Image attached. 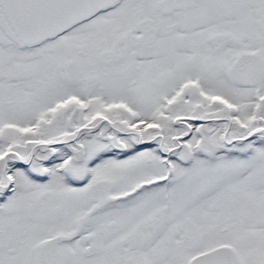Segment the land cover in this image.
<instances>
[{
  "label": "snow or ice",
  "instance_id": "6c2138e0",
  "mask_svg": "<svg viewBox=\"0 0 264 264\" xmlns=\"http://www.w3.org/2000/svg\"><path fill=\"white\" fill-rule=\"evenodd\" d=\"M0 264H264V0H0Z\"/></svg>",
  "mask_w": 264,
  "mask_h": 264
}]
</instances>
